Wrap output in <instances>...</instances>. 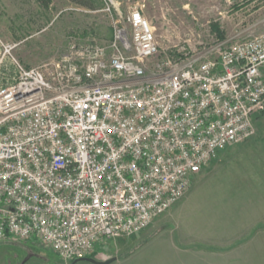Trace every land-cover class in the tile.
Segmentation results:
<instances>
[{
  "label": "built area",
  "instance_id": "1",
  "mask_svg": "<svg viewBox=\"0 0 264 264\" xmlns=\"http://www.w3.org/2000/svg\"><path fill=\"white\" fill-rule=\"evenodd\" d=\"M127 22L108 45H75L36 68L2 44L0 74L9 58L15 76L0 77V240L89 258L148 228L221 150L256 134L264 33L148 74L154 30L139 10Z\"/></svg>",
  "mask_w": 264,
  "mask_h": 264
},
{
  "label": "rangeland",
  "instance_id": "2",
  "mask_svg": "<svg viewBox=\"0 0 264 264\" xmlns=\"http://www.w3.org/2000/svg\"><path fill=\"white\" fill-rule=\"evenodd\" d=\"M92 1L93 8L70 0H52L48 7L36 0H0V55L2 44L17 45L13 56L29 69L69 55L75 45H108L117 28L127 29L134 10L150 23L159 44L158 54L146 61L148 74L168 60L206 54L219 41L229 45L264 33V0ZM7 60L4 83L15 76ZM255 124L253 138L221 150L168 212L138 234L97 243L89 258L116 259L111 264H264V235L263 249L256 248L259 237L252 233L231 238V217L220 215L225 213L216 204H202L205 198L261 191L256 185L264 183V114ZM225 243L234 249H223ZM0 264L92 263L66 262L34 239L7 238L0 240Z\"/></svg>",
  "mask_w": 264,
  "mask_h": 264
},
{
  "label": "crops",
  "instance_id": "3",
  "mask_svg": "<svg viewBox=\"0 0 264 264\" xmlns=\"http://www.w3.org/2000/svg\"><path fill=\"white\" fill-rule=\"evenodd\" d=\"M257 187L261 188V191L252 190L249 194L244 195L218 196L211 199L213 201L205 198L202 204H216V209L225 213H221L220 215L226 218L231 217L229 219L231 222L229 229L236 230L233 233H228L229 237L239 238L240 236L252 233V235L259 237L257 238L256 248L263 249V240L261 238L264 235V183H258L256 185ZM208 235H204V242L209 239ZM221 235L227 236V232H223ZM222 248L225 250L234 249L230 243L223 244Z\"/></svg>",
  "mask_w": 264,
  "mask_h": 264
},
{
  "label": "trees",
  "instance_id": "4",
  "mask_svg": "<svg viewBox=\"0 0 264 264\" xmlns=\"http://www.w3.org/2000/svg\"><path fill=\"white\" fill-rule=\"evenodd\" d=\"M40 6L48 7L51 5L52 0H36ZM78 5L93 8V1L92 0H70ZM75 262V261H74Z\"/></svg>",
  "mask_w": 264,
  "mask_h": 264
},
{
  "label": "water",
  "instance_id": "5",
  "mask_svg": "<svg viewBox=\"0 0 264 264\" xmlns=\"http://www.w3.org/2000/svg\"><path fill=\"white\" fill-rule=\"evenodd\" d=\"M116 259H111V260H109V261H107V262H99V261H96V260H94V259H92V258H84V259H81V260H79V261H87V262H90V263H92V264H111L112 262H114Z\"/></svg>",
  "mask_w": 264,
  "mask_h": 264
}]
</instances>
